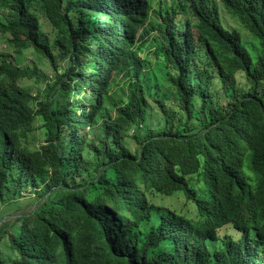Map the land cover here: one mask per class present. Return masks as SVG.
Wrapping results in <instances>:
<instances>
[{
	"label": "trees",
	"instance_id": "1",
	"mask_svg": "<svg viewBox=\"0 0 264 264\" xmlns=\"http://www.w3.org/2000/svg\"><path fill=\"white\" fill-rule=\"evenodd\" d=\"M221 5L252 46L215 0H0L8 46L54 74L32 97L10 84L37 69L0 62V205L38 202L0 264H264V0Z\"/></svg>",
	"mask_w": 264,
	"mask_h": 264
},
{
	"label": "rangeland",
	"instance_id": "2",
	"mask_svg": "<svg viewBox=\"0 0 264 264\" xmlns=\"http://www.w3.org/2000/svg\"><path fill=\"white\" fill-rule=\"evenodd\" d=\"M216 4H218L221 22L227 27L231 29H236L240 32L243 42L250 47L253 45L254 40L252 39L251 35L248 33V31L243 27V25L235 18L227 14L225 8L221 5V0H215ZM36 15L38 16L40 23L43 27L44 33L48 35L49 38H52L51 28L50 26L44 21V18L42 16V13L40 11V6H36V9L34 10ZM0 20H3V14L0 10ZM5 36L0 35V62L4 58L9 63H13L18 66H25L29 65L31 67H34L37 69L40 78L36 79H23L20 82L11 83L10 87L19 88L22 85L27 87L30 90V93L32 94V97L36 95L37 98H39L42 94V91L45 87V85H51L54 82V74L51 66H49V63L40 55L33 52L31 48L22 50L19 53H16L14 48H11L8 46V41H6ZM9 39V38H8ZM51 76H53L51 78ZM49 80V81H48ZM212 91L214 92V95L211 98L212 106L214 105H220L224 103L223 93L220 88V84L218 83V79L215 78L214 84L211 85ZM155 113V110H154ZM39 127V123L35 124V128ZM34 135L36 137L35 141L26 142L23 141V145L29 149H32L34 147L38 148L41 144H43V138L40 134V132H34ZM142 135V134H141ZM128 139V138H127ZM127 146L130 147L132 150H134L136 147H138V144L135 143L133 140H127L126 142ZM243 174L245 177H247L252 184L256 183L255 180V174L248 169H244ZM29 190L23 191V197L19 199L20 204L16 206H12L11 208H8V205L3 204L0 205V233L9 228L17 218H19L22 215L28 214L32 210L35 209L38 202L36 201V197H34L31 193H28ZM155 205L162 206L164 208H168L174 211H181L182 213L194 216L195 210L194 207L187 202L181 195L173 196V197H167V196H157L152 201ZM225 231H221L220 234H223L224 232H229V227H225ZM233 238L235 239V236L231 234ZM208 245V244H207ZM215 248H218V244L214 246ZM212 249V245L210 247Z\"/></svg>",
	"mask_w": 264,
	"mask_h": 264
}]
</instances>
